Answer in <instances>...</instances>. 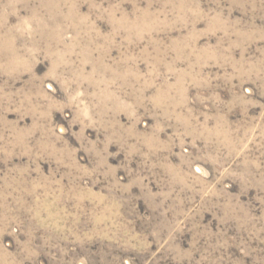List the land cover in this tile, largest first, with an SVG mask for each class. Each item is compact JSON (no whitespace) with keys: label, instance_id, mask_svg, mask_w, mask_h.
<instances>
[{"label":"rangeland","instance_id":"1","mask_svg":"<svg viewBox=\"0 0 264 264\" xmlns=\"http://www.w3.org/2000/svg\"><path fill=\"white\" fill-rule=\"evenodd\" d=\"M0 264H264V0H0Z\"/></svg>","mask_w":264,"mask_h":264}]
</instances>
